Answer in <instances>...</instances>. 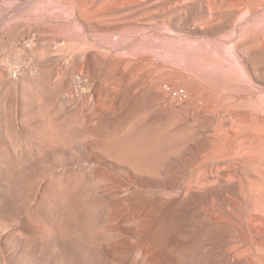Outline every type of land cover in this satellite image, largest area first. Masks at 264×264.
<instances>
[{
  "label": "rangeland",
  "instance_id": "1",
  "mask_svg": "<svg viewBox=\"0 0 264 264\" xmlns=\"http://www.w3.org/2000/svg\"><path fill=\"white\" fill-rule=\"evenodd\" d=\"M0 264H264V0H0Z\"/></svg>",
  "mask_w": 264,
  "mask_h": 264
},
{
  "label": "built area",
  "instance_id": "2",
  "mask_svg": "<svg viewBox=\"0 0 264 264\" xmlns=\"http://www.w3.org/2000/svg\"><path fill=\"white\" fill-rule=\"evenodd\" d=\"M174 93H177V92H174Z\"/></svg>",
  "mask_w": 264,
  "mask_h": 264
}]
</instances>
